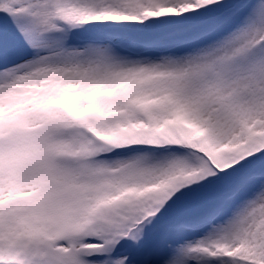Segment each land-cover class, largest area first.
I'll use <instances>...</instances> for the list:
<instances>
[{"label": "snow or ice", "instance_id": "6c2138e0", "mask_svg": "<svg viewBox=\"0 0 264 264\" xmlns=\"http://www.w3.org/2000/svg\"><path fill=\"white\" fill-rule=\"evenodd\" d=\"M0 264H264V0H0Z\"/></svg>", "mask_w": 264, "mask_h": 264}]
</instances>
